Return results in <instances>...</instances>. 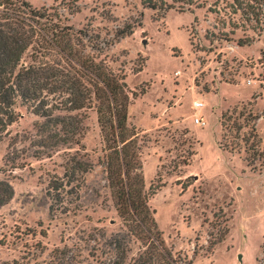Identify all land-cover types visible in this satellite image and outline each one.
I'll use <instances>...</instances> for the list:
<instances>
[{
	"label": "rangeland",
	"instance_id": "374dc122",
	"mask_svg": "<svg viewBox=\"0 0 264 264\" xmlns=\"http://www.w3.org/2000/svg\"><path fill=\"white\" fill-rule=\"evenodd\" d=\"M21 1L99 37L85 43L84 57L98 58L126 75L128 90L137 95L130 94L127 123L138 133L144 191L166 245L192 264H264V19L260 33L244 27L241 16L229 9L231 0H196L198 8L180 12L176 4L165 13L144 8L141 0ZM129 25L133 35L104 45ZM245 38L253 42L238 47ZM33 52L34 45L23 54L22 65L38 61ZM194 102L203 107L195 110ZM243 107L259 117L255 127L262 157L254 167L245 161ZM234 108L229 125L243 128L238 134L224 133L222 141L221 114ZM15 112L20 117L0 142V181L14 190L13 199L0 209V264L20 259L37 244L46 249L37 253L38 261L47 260L56 247L86 248L80 239L90 235L98 241L89 245L101 249L125 227L99 164L105 148L95 111L77 113L83 127L79 145L58 147L41 158L34 157L30 143L41 119L19 103ZM195 115L206 125H195ZM220 143L239 147L230 153ZM74 158L91 169L79 172L70 184L66 176ZM52 180L65 184L58 198L47 193ZM219 209L228 233L211 246L225 227L214 218ZM138 248L131 244V256Z\"/></svg>",
	"mask_w": 264,
	"mask_h": 264
},
{
	"label": "trees",
	"instance_id": "16d2710c",
	"mask_svg": "<svg viewBox=\"0 0 264 264\" xmlns=\"http://www.w3.org/2000/svg\"><path fill=\"white\" fill-rule=\"evenodd\" d=\"M195 2L171 0V4H168L166 0H141L144 8L162 13L174 10L176 4H180L177 7L180 12L190 11L193 6L199 7ZM229 9L241 16L244 27L253 32H262L264 0H231ZM66 21L60 15H50L44 9H35L21 0H0V142L7 134L8 127L20 117L15 112L18 103L41 119V122L34 124L36 139L30 141L32 148L36 149L35 158L49 156L58 147L79 145L78 137L83 127L77 113L94 110L105 148L104 159L99 164L106 173L115 209L125 230L111 236L101 249L89 245V242L98 241L90 235L87 240L80 239L86 248L80 245L56 247L48 253L47 260L38 261L37 253L43 255L46 249L37 244L24 252L20 259L2 264H192L191 258L175 253L166 245L154 221V213L148 206V195L144 191L142 148L137 141L138 133L127 123L130 94L134 97L137 95L128 90L123 72L115 73L98 58L84 57L85 48L89 47L85 43L92 44L100 38L89 35L90 31L75 30L63 24ZM136 25L142 27L141 21ZM133 29L129 25L117 30L114 38L104 45L113 46L133 35ZM252 42V39H240L237 46H248ZM32 45V57L38 61L22 65V56ZM90 48L96 50L93 46ZM134 71L140 73L142 67ZM144 94V89H141L139 95ZM252 100L255 98L252 97ZM236 112L234 108L221 114L222 141L225 139L224 133L232 130L238 134L243 128L236 123H231L232 127L229 125L232 121L230 115ZM239 116L248 129L242 143L245 161L248 167H254L256 160L262 157L255 127L259 117L245 107ZM238 147L237 143L231 146L219 144L220 149L230 153L236 152ZM90 169L88 163L74 158L70 161L66 177L70 178L71 184L76 181L79 172L85 174ZM53 180L48 184L47 193L58 198L65 184ZM13 196L12 186L1 180L0 209ZM214 218L222 219L225 227L211 246L222 242L228 233L222 209L214 214ZM97 236L104 238L103 235ZM133 243H138L139 248L131 256Z\"/></svg>",
	"mask_w": 264,
	"mask_h": 264
},
{
	"label": "built area",
	"instance_id": "2783aa9c",
	"mask_svg": "<svg viewBox=\"0 0 264 264\" xmlns=\"http://www.w3.org/2000/svg\"><path fill=\"white\" fill-rule=\"evenodd\" d=\"M250 83H251L250 81H247V84H250ZM193 107H194L195 110H200L203 107V103L194 102L193 103ZM193 122H194L195 125H199V126L200 125L201 126L204 125V122H203L202 118L197 117L196 115H195V118H194Z\"/></svg>",
	"mask_w": 264,
	"mask_h": 264
},
{
	"label": "crops",
	"instance_id": "0c3cea01",
	"mask_svg": "<svg viewBox=\"0 0 264 264\" xmlns=\"http://www.w3.org/2000/svg\"><path fill=\"white\" fill-rule=\"evenodd\" d=\"M221 86H222V85H220V87H219V88H221ZM202 120H203V119H202ZM204 124H205V123H204ZM205 125H206V124H205Z\"/></svg>",
	"mask_w": 264,
	"mask_h": 264
}]
</instances>
